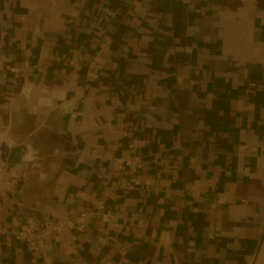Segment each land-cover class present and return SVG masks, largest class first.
Wrapping results in <instances>:
<instances>
[{
	"label": "crops",
	"instance_id": "0c3cea01",
	"mask_svg": "<svg viewBox=\"0 0 264 264\" xmlns=\"http://www.w3.org/2000/svg\"><path fill=\"white\" fill-rule=\"evenodd\" d=\"M0 58L21 69L0 129L26 144L0 264H30L25 215L96 199L36 264H264V0H0ZM134 139L143 165L113 174Z\"/></svg>",
	"mask_w": 264,
	"mask_h": 264
},
{
	"label": "built area",
	"instance_id": "2783aa9c",
	"mask_svg": "<svg viewBox=\"0 0 264 264\" xmlns=\"http://www.w3.org/2000/svg\"><path fill=\"white\" fill-rule=\"evenodd\" d=\"M83 57L73 52L71 62L75 63L82 60ZM7 69L16 76L21 74V69L12 65L7 59L0 58V70ZM104 100L114 103V97L110 94H101ZM138 140L134 139L129 144L131 155L127 158L115 159L112 163V172L115 175L121 174L126 167H141L143 158L136 155ZM19 174L11 168L7 160L0 152V205L17 189ZM105 208V201L101 199L93 200L91 207L81 211L75 218L60 217L52 218L49 214L36 215L35 213L24 216L25 228L18 231L15 236L21 242H24L30 252V264H36L37 260L43 254V246L46 239L58 233L62 236L71 248L75 249L78 236L84 232L90 223L92 215ZM10 233L8 226L0 216V237Z\"/></svg>",
	"mask_w": 264,
	"mask_h": 264
},
{
	"label": "water",
	"instance_id": "95a60500",
	"mask_svg": "<svg viewBox=\"0 0 264 264\" xmlns=\"http://www.w3.org/2000/svg\"><path fill=\"white\" fill-rule=\"evenodd\" d=\"M23 144L24 142H18L15 136L0 129V152L13 169L20 167L18 166L21 162L20 155L26 150V144L24 146Z\"/></svg>",
	"mask_w": 264,
	"mask_h": 264
}]
</instances>
